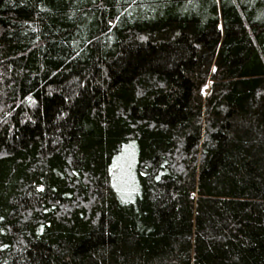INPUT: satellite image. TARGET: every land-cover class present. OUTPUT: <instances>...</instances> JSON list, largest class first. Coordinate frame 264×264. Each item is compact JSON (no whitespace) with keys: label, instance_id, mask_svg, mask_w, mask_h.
Wrapping results in <instances>:
<instances>
[{"label":"trees","instance_id":"obj_1","mask_svg":"<svg viewBox=\"0 0 264 264\" xmlns=\"http://www.w3.org/2000/svg\"><path fill=\"white\" fill-rule=\"evenodd\" d=\"M0 264H264V0H0Z\"/></svg>","mask_w":264,"mask_h":264},{"label":"rangeland","instance_id":"obj_2","mask_svg":"<svg viewBox=\"0 0 264 264\" xmlns=\"http://www.w3.org/2000/svg\"><path fill=\"white\" fill-rule=\"evenodd\" d=\"M128 176H130V175H128ZM128 178V177H127ZM129 179V178H128Z\"/></svg>","mask_w":264,"mask_h":264}]
</instances>
